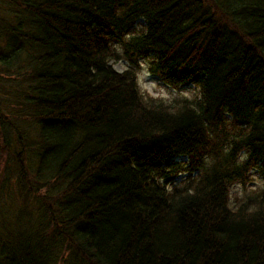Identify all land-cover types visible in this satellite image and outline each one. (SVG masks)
I'll list each match as a JSON object with an SVG mask.
<instances>
[{
	"label": "trees",
	"instance_id": "trees-1",
	"mask_svg": "<svg viewBox=\"0 0 264 264\" xmlns=\"http://www.w3.org/2000/svg\"><path fill=\"white\" fill-rule=\"evenodd\" d=\"M0 264H264V0H0Z\"/></svg>",
	"mask_w": 264,
	"mask_h": 264
},
{
	"label": "rangeland",
	"instance_id": "rangeland-1",
	"mask_svg": "<svg viewBox=\"0 0 264 264\" xmlns=\"http://www.w3.org/2000/svg\"><path fill=\"white\" fill-rule=\"evenodd\" d=\"M143 29V23L141 19H138L136 21V25L134 27L135 32H139ZM118 51H120L119 46L115 44ZM142 61V60H141ZM112 67L117 71H122L125 69L128 65L127 61L123 58H117L116 60H112L111 62ZM140 69L137 72V80L138 85L147 94L162 98L167 101H172L177 96H194L198 94V87L195 83H188L183 86H180L179 88H171L170 86L164 84L161 80L158 79V77L154 74H152L148 69V63L146 60H143L140 63ZM178 160H184L185 158H177ZM198 170L193 171L192 174H197ZM187 173H182L178 175L175 179V185H183V183L187 182ZM192 176V175H191ZM259 177L260 175L258 172L255 171L254 174H252V180L249 182V184L244 188L242 184L237 183L231 188V200H235L238 197H243L245 195V191L251 190L256 188L259 185ZM247 189V190H245Z\"/></svg>",
	"mask_w": 264,
	"mask_h": 264
},
{
	"label": "bare ground",
	"instance_id": "bare-ground-1",
	"mask_svg": "<svg viewBox=\"0 0 264 264\" xmlns=\"http://www.w3.org/2000/svg\"><path fill=\"white\" fill-rule=\"evenodd\" d=\"M249 183L246 184V186L248 185Z\"/></svg>",
	"mask_w": 264,
	"mask_h": 264
}]
</instances>
